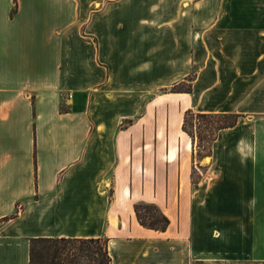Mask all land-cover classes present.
Masks as SVG:
<instances>
[{
    "label": "crops",
    "instance_id": "1",
    "mask_svg": "<svg viewBox=\"0 0 264 264\" xmlns=\"http://www.w3.org/2000/svg\"><path fill=\"white\" fill-rule=\"evenodd\" d=\"M186 112L236 123L197 157ZM35 238L264 262V0H0V264Z\"/></svg>",
    "mask_w": 264,
    "mask_h": 264
},
{
    "label": "trees",
    "instance_id": "2",
    "mask_svg": "<svg viewBox=\"0 0 264 264\" xmlns=\"http://www.w3.org/2000/svg\"><path fill=\"white\" fill-rule=\"evenodd\" d=\"M13 3L15 5V0H13ZM178 86H173L170 92L189 91V88L179 90L177 89ZM189 116L219 120V123L212 121V123L203 124L206 127L205 133L208 138H201L200 141H207L206 152L196 154L197 157L209 152L208 145L214 138L216 131L232 127L236 123V116L234 115H204L186 112L182 128L193 141L192 133L188 132L186 128V121ZM221 119H228V122L222 123ZM213 123L216 124L215 127H212ZM209 129H211L210 135L208 134ZM134 213L138 223L144 228L163 232L169 225L167 217L153 204H135ZM29 264H111V259L107 252L106 240L104 239L35 238L29 241Z\"/></svg>",
    "mask_w": 264,
    "mask_h": 264
},
{
    "label": "rangeland",
    "instance_id": "3",
    "mask_svg": "<svg viewBox=\"0 0 264 264\" xmlns=\"http://www.w3.org/2000/svg\"><path fill=\"white\" fill-rule=\"evenodd\" d=\"M188 88V82H184L183 84L179 85L177 89L179 90H186ZM215 121L216 123L219 120H212L210 118H201V117H195V116H189L187 118V123H186V128L188 132H191L193 137H194V142H195V154H202L206 152V142H201L200 139L207 137L208 135L205 133V126L203 124H206L208 122ZM222 123L228 122V119H221ZM219 123V122H218ZM216 124L213 123L212 127H215ZM211 129H209L208 134L210 135ZM205 145V146H203ZM203 147V148H202ZM143 212V211H142ZM197 264H264V262H242V263H197Z\"/></svg>",
    "mask_w": 264,
    "mask_h": 264
},
{
    "label": "bare ground",
    "instance_id": "4",
    "mask_svg": "<svg viewBox=\"0 0 264 264\" xmlns=\"http://www.w3.org/2000/svg\"><path fill=\"white\" fill-rule=\"evenodd\" d=\"M217 235V234H216Z\"/></svg>",
    "mask_w": 264,
    "mask_h": 264
}]
</instances>
